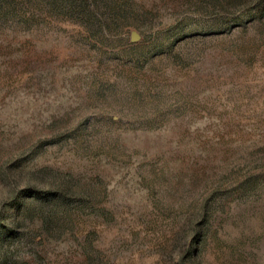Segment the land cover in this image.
<instances>
[{
    "label": "rangeland",
    "instance_id": "obj_1",
    "mask_svg": "<svg viewBox=\"0 0 264 264\" xmlns=\"http://www.w3.org/2000/svg\"><path fill=\"white\" fill-rule=\"evenodd\" d=\"M0 264H264V0H0Z\"/></svg>",
    "mask_w": 264,
    "mask_h": 264
},
{
    "label": "trees",
    "instance_id": "obj_2",
    "mask_svg": "<svg viewBox=\"0 0 264 264\" xmlns=\"http://www.w3.org/2000/svg\"><path fill=\"white\" fill-rule=\"evenodd\" d=\"M25 195L28 199L36 200L40 206L49 205V204H67L69 198L62 191H45V190H37V189H28L25 192ZM29 207L27 203H22L20 208L24 210Z\"/></svg>",
    "mask_w": 264,
    "mask_h": 264
}]
</instances>
